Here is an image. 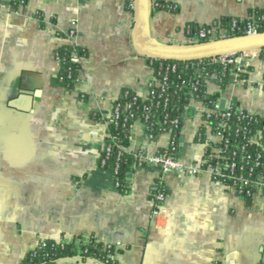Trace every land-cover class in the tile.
<instances>
[{"label": "crops", "instance_id": "obj_1", "mask_svg": "<svg viewBox=\"0 0 264 264\" xmlns=\"http://www.w3.org/2000/svg\"><path fill=\"white\" fill-rule=\"evenodd\" d=\"M13 1L0 0V264H20L44 239L78 243L91 236L119 243L116 264H264V197L248 202L209 173L162 172L155 164L132 166L123 191L100 166L114 101L124 89L149 98L156 79L133 42L134 0L132 9L126 0ZM155 1L144 31L171 45L188 44L190 22L264 11V0H162L175 10ZM71 28V39L57 34ZM62 44L86 50L74 87L57 77ZM248 66L244 80L232 77L225 87L208 75L206 89L264 117V57L258 53ZM208 108L195 97L184 105L178 155L189 164L204 157L196 136ZM130 130L132 152L153 154L171 139L168 131L153 137L141 121ZM159 178L167 196L155 217L150 189ZM57 264L103 263L75 254Z\"/></svg>", "mask_w": 264, "mask_h": 264}, {"label": "built area", "instance_id": "obj_2", "mask_svg": "<svg viewBox=\"0 0 264 264\" xmlns=\"http://www.w3.org/2000/svg\"><path fill=\"white\" fill-rule=\"evenodd\" d=\"M17 1L20 4H24L26 2V0ZM155 3L158 6H161L159 1H155ZM163 7L171 10H175L177 8L175 4L168 2H165ZM236 19L237 18L235 17L233 18L231 26L228 28L221 25L219 20L206 26L199 25V27L196 29H194L192 25L188 24L185 26L187 41L188 43H198L228 37L231 34V30L236 27L240 28ZM240 19L246 21L244 26L242 27V35H250L264 31V12L253 11L249 13L246 18ZM57 34L65 39H71L76 35V30L71 28L65 32L58 31ZM65 45L74 46L71 44H62L58 48H56L55 57L60 64V68L62 62L66 58L65 56L61 55L60 48L61 46ZM260 50L261 48H255L239 52L224 53L208 57L207 59L209 60V62H219L225 65H230L229 80L233 77L235 81H239L244 80L246 78V76H243L242 74L248 72V62L251 58L256 57ZM83 56L84 55L78 54L76 50H73L70 54V59L73 62L79 63L78 73L77 75H75L74 78L75 86L81 81L79 72ZM176 67L177 64L175 62L168 63L166 65L161 62L160 68L165 69L166 74L163 77V81H159L156 78L155 81L150 84V90L151 86L154 83L156 85L161 86L166 85L168 70L170 68L174 70L176 69ZM68 76H71L70 70L68 71ZM63 79V75L58 76V80L62 81ZM128 93L129 90L126 89L124 91V94L127 95ZM137 96L138 95L135 94L133 96V99H135ZM191 97L198 98L196 97L195 90L190 91V98ZM132 102L133 101L131 100H127L126 102L122 103L119 101L118 97L113 103L112 110L107 119V124L109 125L112 123L113 125L118 127L120 125H125L126 121L129 118H132L133 122L141 121L148 130V116H145V118L136 117L134 112H132L131 110L129 111ZM227 108H231V105H226L224 109H220L218 102L216 103L214 108H208V110L206 111L204 115V124L208 128H211L207 119L211 113L217 112L223 117V119L218 122L217 131H212V134L218 138V141L216 143L211 142V140L205 133V139L201 141L204 145L205 153L204 157L200 162L189 164L182 160L178 155L179 142H177L171 136L170 142L168 146L164 148V150H158L153 154H147L143 150L134 152L136 161L132 163V166L141 167L148 164H155L160 167L162 172H166L169 170H177L187 175H199L202 173H209L213 180L221 181L226 186L233 187L240 195L244 196L245 198L253 199L256 197H264V130L262 128L257 129L249 137V141L253 143L256 147L255 150H249L245 144L233 142L230 138L231 124L229 123V117L231 113L226 110ZM122 111H128V114L123 116ZM236 112L238 113L239 118H244L247 115L253 114L242 108H238ZM174 122H178V119H173L172 123ZM235 128V132L238 133L240 130L245 129L246 126L238 124ZM107 135L111 138V140L110 142H105L104 144L100 157V166L102 167L106 165L107 160L110 158L113 150L116 148L115 146H118V144L116 143L117 141L115 137L111 135V132L108 131ZM208 149L209 152L207 154ZM125 150H128V148L122 145L119 146L114 165L112 166V169H110L117 187L121 186L119 166L121 162V155ZM166 196L167 191L164 187L163 180L162 178H159L158 180L152 183L150 189V199L153 204V216L158 217L161 215ZM61 243H65V241H61ZM40 244H45L44 240L40 241L38 245ZM105 245L114 246V251L110 253L109 256L112 261H115L119 243H105ZM102 263L109 264L108 260L103 261Z\"/></svg>", "mask_w": 264, "mask_h": 264}, {"label": "trees", "instance_id": "obj_3", "mask_svg": "<svg viewBox=\"0 0 264 264\" xmlns=\"http://www.w3.org/2000/svg\"><path fill=\"white\" fill-rule=\"evenodd\" d=\"M155 1V0H154ZM159 1L163 7L164 3L162 0ZM132 0H126V6L128 9H132L130 3ZM14 5H17L16 0L13 1ZM177 9V8H176ZM257 11L264 12L261 9H251L249 13ZM234 17L223 16L219 19L221 25L224 27H230ZM237 18V17H235ZM237 23L240 28L236 27L230 31L231 36L242 35V27L245 24V20L237 18ZM194 29L198 28L199 25L190 22ZM206 26V25H202ZM73 50H76L78 54L85 55L86 50L78 46L65 45L61 46L60 53L65 56V60L61 64V68L58 72L59 75H63L64 79L60 81L67 87H74V78L78 73L79 63L73 62L70 59V54ZM259 55L264 57V47L261 48ZM148 61L154 69L157 80L163 81V77L166 74L165 69L160 68V63L163 62L165 65L168 63H176V69H169L167 72L166 85H156L155 83L151 86V92L149 98L143 99L137 96L133 99L136 94L131 89L127 95L124 94V89L119 96V101L124 103L127 100L133 101L131 104V110L134 112L136 117L145 118L149 122L148 131L155 137L161 132L169 131L172 138L179 142V135L182 128L181 113L184 110V104L190 98V91L195 90L196 97L201 99L204 104L209 108H214L216 103L219 102V92L210 94L206 89V77L211 74H216L219 77V83L221 87H225L229 81V68L230 65H225L219 62H209L207 58L194 59V60H166L160 58L148 57ZM250 66H248V69ZM70 70L71 76H68ZM243 76L247 77V73H243ZM57 76V77H58ZM133 99V100H132ZM231 108L226 110L231 113L229 117V123L231 124L230 138L233 142H239L245 144L249 150H255V145L249 141V137L257 130L262 128L264 130V117L258 114H250L244 118H239L236 110L240 108L236 103L230 104ZM123 116L128 114V111H122ZM96 119H103L101 113L95 115ZM108 119V118H107ZM173 119H178V122L172 123ZM208 123L211 126L213 132L217 131L218 122L223 117L217 112H213L207 118ZM133 123V119L129 118L125 125L116 127L112 123L108 125V131L111 132L116 139L118 146L113 150L110 158L107 160L104 168L112 169L114 161L117 157L119 146L129 147L132 134L130 127ZM245 125L246 128L240 130L238 133L235 132V127L238 125ZM206 128L202 126L196 136V140L202 141L205 139ZM111 138L107 137L106 142H110ZM164 150V148L158 149ZM209 149L207 150V154ZM215 160V159H213ZM136 161L134 152L125 150L121 155V162L119 166V176L121 180V186L119 187L123 191L126 187L123 185L125 181V175L132 167V163ZM45 244L38 245L35 249L30 250L26 253L20 264H57V261L61 257L71 256L79 254L82 260L88 258H96L101 262L107 261L109 264H116V260L112 261L109 254L114 251V246H106L104 242L97 240L94 236H91L88 242H83L81 239L78 243L65 242L54 239H44Z\"/></svg>", "mask_w": 264, "mask_h": 264}, {"label": "water", "instance_id": "obj_4", "mask_svg": "<svg viewBox=\"0 0 264 264\" xmlns=\"http://www.w3.org/2000/svg\"><path fill=\"white\" fill-rule=\"evenodd\" d=\"M152 0H134L135 23L133 42L137 50L148 57L166 60H194L208 58L224 53L264 47V31L250 35H236L217 40L171 45L147 36L144 27L147 22ZM226 106V99L221 98L220 109ZM251 202V198H248ZM261 261L264 263V244L260 247Z\"/></svg>", "mask_w": 264, "mask_h": 264}]
</instances>
